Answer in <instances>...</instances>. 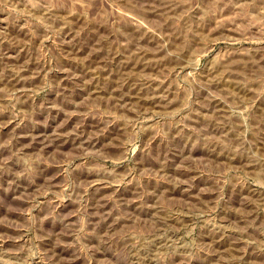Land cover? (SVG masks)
I'll return each instance as SVG.
<instances>
[{"label":"rangeland","instance_id":"rangeland-1","mask_svg":"<svg viewBox=\"0 0 264 264\" xmlns=\"http://www.w3.org/2000/svg\"><path fill=\"white\" fill-rule=\"evenodd\" d=\"M0 264H264V0H0Z\"/></svg>","mask_w":264,"mask_h":264}]
</instances>
